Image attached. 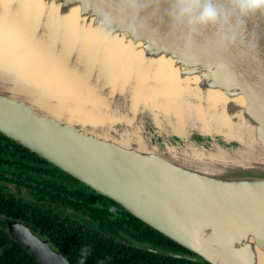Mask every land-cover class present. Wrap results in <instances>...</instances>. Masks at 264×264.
<instances>
[{
	"label": "water",
	"instance_id": "water-1",
	"mask_svg": "<svg viewBox=\"0 0 264 264\" xmlns=\"http://www.w3.org/2000/svg\"><path fill=\"white\" fill-rule=\"evenodd\" d=\"M46 1L60 3L64 14L78 7L92 28L100 13L117 16L118 0ZM167 10L168 5L162 4L155 14L153 8L141 11L140 19L148 30L135 40L120 35L119 29L114 35L138 46L147 61L173 60L181 79L199 78L201 93L220 91L230 99L241 98L243 104L213 109L189 93L179 101L177 110L165 109L162 97L134 107L129 96L134 88L118 83L115 92L123 99L112 105L108 115L117 123L108 130L111 137H103L110 119L93 126L55 117L43 96L37 97L33 87L7 67H0V135L192 253L165 255L207 264H258L259 254L264 253V16L257 13L246 20L245 45H255L249 56L241 57L239 46L230 54L216 51L211 44L213 29L196 37L197 46L188 54L183 50V36L171 32ZM50 19L54 18L41 17L38 31L31 35L34 44L47 43L49 34L45 32L52 30H46L44 24ZM59 40L65 41V37ZM56 50L57 55L62 54L63 47L57 45ZM79 53L67 55L68 69L84 70L86 57ZM162 87L156 81H148L146 86L157 92ZM223 113L231 123L220 127ZM149 127L156 128L155 134L148 132ZM139 137L144 143L150 141L145 146L155 150L120 144V139L133 144ZM218 148L235 150L237 156L217 157ZM9 233L38 264H71L28 226L11 222Z\"/></svg>",
	"mask_w": 264,
	"mask_h": 264
},
{
	"label": "bare ground",
	"instance_id": "bare-ground-1",
	"mask_svg": "<svg viewBox=\"0 0 264 264\" xmlns=\"http://www.w3.org/2000/svg\"><path fill=\"white\" fill-rule=\"evenodd\" d=\"M0 9L3 10L0 12V67H7L23 83L33 87L37 97L43 96V101L51 104L48 107L55 111V117L65 116L67 121L74 124V121H77L98 126V123L109 119L108 109L111 104H117L119 99H123L120 92H115L118 83L129 90L134 88V92L129 95L132 101L133 97L134 100L141 97L144 101L152 103L157 97H162L167 103L165 109L181 108L179 101L189 93L199 101L204 100L208 107L213 109L243 104L241 98L230 99L220 91L209 90L201 93L198 88L199 78L196 76L186 78L192 83L188 86L185 80L178 76L180 73L175 68L176 63L165 57L148 60L149 65L156 69L155 75L163 87L159 92L147 89V84L144 85L141 81L142 78L139 83L140 74L146 68L139 65L137 57L146 61L147 59L139 52L138 46H133L120 36H103L80 16L78 7L70 8L64 14L62 5L55 1L0 0ZM49 15L54 19L44 24L46 30L49 27L52 30V33L45 32L49 34L46 35L49 38L47 43L34 44L31 35L38 31L41 17ZM59 37L62 40L65 37V41L59 40ZM57 45L63 47L62 54H56ZM74 51L80 52L81 58L86 57L84 70L68 69L69 60H64ZM99 53L101 54L98 56ZM177 76L184 83L181 90L175 82ZM200 114L201 112L199 116ZM239 117L245 120L242 114ZM200 119H203L202 116ZM221 120L224 124L220 123V127H225L230 122L225 113L222 114ZM109 123L114 124L113 120H109ZM103 131V137H111L107 129L103 128ZM235 138L236 141H241V138ZM140 139L141 137L133 139L136 140L133 144H130L131 141L127 143L120 139V144L142 151L155 150L148 148V142L144 143ZM169 149L176 151L173 147ZM217 151V157L231 159L237 156V152L232 149L218 148ZM250 160L256 158L251 157ZM258 264H264V253L259 254Z\"/></svg>",
	"mask_w": 264,
	"mask_h": 264
},
{
	"label": "flooded vegetation",
	"instance_id": "flooded-vegetation-1",
	"mask_svg": "<svg viewBox=\"0 0 264 264\" xmlns=\"http://www.w3.org/2000/svg\"><path fill=\"white\" fill-rule=\"evenodd\" d=\"M11 142L0 135V160L13 154L19 155L16 157L21 158V161L26 160V153L18 149V144L15 147ZM40 160L33 159L28 167L17 166L16 169L6 168L7 160L4 163L0 161V229L9 235L10 223H21L28 226L39 238L49 241L53 249L61 252L56 246L64 243L65 231L53 230L57 222L77 231L103 235L122 245L132 246L136 243L139 248L161 256L170 257L165 253L192 256V253L176 243L179 247L164 242L157 244L152 242L153 239H139V223L133 219H137L136 217L81 181L63 173L45 160L42 159L47 165ZM110 208H115L116 211L110 212ZM108 220L114 225L112 231L106 228ZM53 222L55 223L52 224ZM159 246L168 249H159Z\"/></svg>",
	"mask_w": 264,
	"mask_h": 264
},
{
	"label": "clouds",
	"instance_id": "clouds-1",
	"mask_svg": "<svg viewBox=\"0 0 264 264\" xmlns=\"http://www.w3.org/2000/svg\"><path fill=\"white\" fill-rule=\"evenodd\" d=\"M162 4L168 5L167 15L172 31L183 36V50L191 54L196 45V37L206 30L215 31L211 44L223 54L240 47L239 55L247 57L255 45H245L243 34L246 20L257 13L264 16V0H118L117 16L100 13L95 17V30L107 38L114 37L119 29L122 36L129 40L139 38L148 30L146 23L140 19L141 11L154 9L159 11ZM115 212V208H110ZM90 253V246L80 249V264Z\"/></svg>",
	"mask_w": 264,
	"mask_h": 264
},
{
	"label": "trees",
	"instance_id": "trees-1",
	"mask_svg": "<svg viewBox=\"0 0 264 264\" xmlns=\"http://www.w3.org/2000/svg\"><path fill=\"white\" fill-rule=\"evenodd\" d=\"M12 145L18 147L16 143L11 142ZM20 151L26 153L27 158L24 161H21V158L11 155L7 158L0 160L4 163L6 160L8 164L5 167H16L26 166L28 167L31 164V160L39 159L36 155L31 154L28 150L18 147ZM2 157V156H0ZM44 162L46 165L47 163ZM1 170V165H0ZM17 175V173H15ZM108 218V217H107ZM104 218V219H107ZM133 218V217H132ZM139 223V239L152 240L155 243H167L176 247H179L171 240L165 238L156 231L148 228L143 223L133 218ZM53 222L52 224H54ZM64 227V228H63ZM68 228L66 224L63 226L61 223H55L53 230L63 229L65 231V239L63 240L62 245L56 246L63 255L69 260L71 264H80L81 256L80 249L84 245L90 246V253L85 259V264H207L203 263H194L191 261L177 259L172 257L161 256L160 254L150 253L144 249L136 247L134 245L120 244L115 242L114 239H108L100 234H89L81 231H77L71 226ZM106 228L108 231L114 230V225L108 220L106 223ZM53 231L50 234L52 236ZM49 237V238H50ZM159 239V241H157ZM159 249H168L164 247H158ZM0 264H38L34 259L31 253L25 249L18 242L14 241L12 237L3 229H0Z\"/></svg>",
	"mask_w": 264,
	"mask_h": 264
},
{
	"label": "rangeland",
	"instance_id": "rangeland-1",
	"mask_svg": "<svg viewBox=\"0 0 264 264\" xmlns=\"http://www.w3.org/2000/svg\"><path fill=\"white\" fill-rule=\"evenodd\" d=\"M137 61H139V65H141V66H143V67L146 68V70L143 71L144 73L142 72V73L140 74L139 83H140L141 78H142L141 81H142V83H143L144 85L147 84L148 81H156V82H158V78H157L156 75H155V74H156V69H155L154 67H151L152 65H149L150 62H148V61H146V60H142L140 57H139V58L137 57ZM178 76H180V74H178ZM178 76H177L175 82L177 83V86H178V87L180 88V90H181V86H183L184 83H182V82L180 81V77L178 78ZM183 79L185 80V82H186V84H187L188 86H190V85L192 84L191 81H188L186 78H183ZM165 80H167V79H165ZM177 86H176V87H177ZM149 90H152V91H153V88H150ZM136 99H137V100H134V97H133L132 105H133L134 107H137L139 102L144 101V99L141 98V97H137ZM112 105H113V104H111V106H110L109 109H108V115H109V114H112V112H113V110H112ZM100 112H104V113H106L105 111H100ZM133 116H134V115H133ZM133 116H132V117H133ZM109 119H110V120H113V123H114V124L117 123V121L115 120V118H113V117H109ZM110 123H111V122H110ZM110 123H108L109 126L106 127V128H104V129L110 130V129L112 128L111 125H113V124H110ZM134 123H135V122H134ZM134 123H133V124H134ZM129 124L132 125V123H130V122H129ZM140 124L142 125L143 123H140ZM155 129H156V128H155ZM155 129L149 127L148 132L155 134ZM129 136L132 137V133H130ZM154 138H156V139L159 140L160 142L163 141V138H162V137H158V135H155ZM146 142H150V141L147 140ZM122 239L125 240V237H123ZM130 242H131V241H130ZM133 245H134V244H133ZM134 246L138 247V245H137L136 243H135Z\"/></svg>",
	"mask_w": 264,
	"mask_h": 264
}]
</instances>
